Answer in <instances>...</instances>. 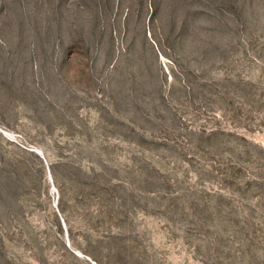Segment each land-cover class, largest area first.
<instances>
[{
    "label": "rangeland",
    "instance_id": "374dc122",
    "mask_svg": "<svg viewBox=\"0 0 264 264\" xmlns=\"http://www.w3.org/2000/svg\"><path fill=\"white\" fill-rule=\"evenodd\" d=\"M0 264H264V0H0Z\"/></svg>",
    "mask_w": 264,
    "mask_h": 264
}]
</instances>
